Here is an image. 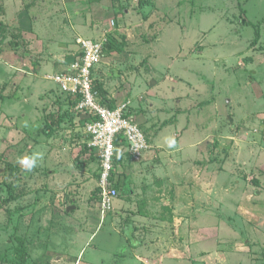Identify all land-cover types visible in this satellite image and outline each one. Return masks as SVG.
Masks as SVG:
<instances>
[{"label":"rangeland","instance_id":"1","mask_svg":"<svg viewBox=\"0 0 264 264\" xmlns=\"http://www.w3.org/2000/svg\"><path fill=\"white\" fill-rule=\"evenodd\" d=\"M141 1L0 0V264L18 247L30 254L21 264H264V0H146L147 20ZM80 38L121 45L94 77L153 144L146 164L118 162L126 184L107 213L100 157L50 78ZM52 113L62 120L49 137ZM37 154L31 170L20 163Z\"/></svg>","mask_w":264,"mask_h":264},{"label":"built area","instance_id":"2","mask_svg":"<svg viewBox=\"0 0 264 264\" xmlns=\"http://www.w3.org/2000/svg\"><path fill=\"white\" fill-rule=\"evenodd\" d=\"M105 42L78 39L79 54L82 56L67 70L50 77L63 94L79 98L75 112L81 119L88 120L84 125L88 147L98 151L101 160L98 181L103 213L112 209L113 201L117 197V191L111 181L114 161L117 158V137L121 136L126 140L127 153L134 161H141L149 149L148 140L135 117L131 115L128 104L110 109L96 99L94 71L104 57Z\"/></svg>","mask_w":264,"mask_h":264},{"label":"trees","instance_id":"3","mask_svg":"<svg viewBox=\"0 0 264 264\" xmlns=\"http://www.w3.org/2000/svg\"><path fill=\"white\" fill-rule=\"evenodd\" d=\"M94 1H96V2H98L99 0H94ZM92 2H93V0H92ZM140 10H141V12H142V14H143V17H144V19L145 20H147L148 18H149V16H150V13L152 12V9H153V5L151 4V3H148L146 0H143V1H141L140 2ZM121 12H124L123 10H121ZM3 28H6V26H4L3 25ZM6 30V29H5ZM255 31H256V38H255V40L256 41H254V43H256L257 41H258V39H259V37H260V31H261V28H257V27H255ZM113 41V40H112ZM20 45L17 43L16 44V47L18 48ZM79 46V45H78ZM110 46H111V48L109 49V47H108V44H106L105 45V52L106 51H111V50H115V51H117V52H119L120 51V48H121V45L120 44H118V43H115L114 41L113 42H111L110 43ZM80 47V46H79ZM17 48H15V49H17ZM264 49V47H261V50H263ZM121 51H122V49H121ZM79 52H80V49H79ZM79 52L78 53H76L75 55H74V57H72L70 60H69V62H68V64H67V67H66V69H64V71L65 70H67V68L74 62V61H76L78 58H80L81 56H82V54L80 53L79 54ZM95 78V77H94ZM94 85H95V90H96V92H97V97H96V99H97V101L100 103V104H102L103 106H105V107H107V108H110V109H116V108H118L119 107V102H112V104L113 105H111V104H109V101L108 100H106L105 98H104V90H103V85L102 84H100V83H98V80H96V78H95V81H94ZM65 95V94H64ZM67 96V99H68V101H69V107L72 109V113L74 114V115H77V113L75 112V106H76V104H77V100L79 99V98H76V97H73V96H69V95H66ZM131 115H132V113H131ZM78 116V115H77ZM46 119H47V121H46V125L44 126V128L42 129V132L44 133V134H46L47 136H49V137H51V136H53V134H54V132H55V128L56 127H59L60 126V124H61V117H60V115H58V117H57V115L56 114H54V113H52V114H50V115H48L47 117H46ZM136 119V118H135ZM85 121L87 122L88 120L87 119H84V122L83 123H85ZM138 125H139V127H140V129L142 130V125H141V123H139L138 122ZM142 132L144 133V131L142 130ZM144 135L146 136V138H147V140H148V144H149V149H148V151L144 154V157H143V159L141 160V161H135V163H138L139 165H143V164H146L148 161H146L147 159H145V157H146V155H149V154H147V153H149L150 152V150L152 149V147H153V144H151L152 142L151 141H149V139H148V137H147V135H146V133H144ZM116 145H117V158L115 159V161H114V170L112 171V176H111V181H112V184H113V186H114V188L116 189V191H117V197L114 199V201L113 202H115L119 197H120V195L122 196L123 195V186L126 184V182H119V180L117 179V172H116V167L118 166V162L121 160V159H123L124 158V156H128L131 160H133L132 158H131V155L130 154H128L127 153V148H128V144H127V142H126V140L123 138V137H121V136H119V137H117V140H116ZM87 148L89 149V152L91 151V154H95V155H98V157H100V155H99V152L98 151H96V150H92V149H90L89 147H88V145H87ZM160 158H157L155 161H154V164L155 163H159V160ZM146 161V162H145ZM145 162V163H144ZM101 165V164H100ZM22 167V165L20 164V163H18V160H17V162L15 161L14 163H12L11 164V166H10V171H11V175H12V182L9 184L10 186V189H11V197H13V198H15L16 197V195H15V191H16V188H17V186H18V184H19V182L22 180V178H19V175H18V173L20 172V171H22L23 170V168H21ZM100 171H101V168H100V170H99V173H98V175H96V178L99 180V178H100ZM127 190H129V192L126 194H124V196L125 197H128L129 198V200H132V198H133V195L135 194V189L134 188H132V187H129V189H127ZM97 192H99V193H97L98 195V197H96L95 196V199H97V201H98V198H99V202H100V200H101V195H100V192H101V188L100 187H98L97 188ZM130 202V201H129ZM132 202V201H131ZM100 208H101V206H100ZM168 209V208H167ZM169 210V209H168ZM169 212H170V210H169ZM66 213L67 214H72V213H74V211L73 212H71V213H68L67 211H66ZM172 213V212H171ZM172 217H173V214H172ZM18 240H19V242H20V244H21V246L24 244V240L22 239V238H18ZM29 259H30V254L26 251V250H23L22 248H17V258H15V260H13L12 261V263L13 264H21V263H26V262H28L29 261Z\"/></svg>","mask_w":264,"mask_h":264},{"label":"crops","instance_id":"4","mask_svg":"<svg viewBox=\"0 0 264 264\" xmlns=\"http://www.w3.org/2000/svg\"><path fill=\"white\" fill-rule=\"evenodd\" d=\"M59 73V72H58ZM155 157L157 158V155H155ZM85 184L86 183H88V181H86V182H84ZM83 183V184H84ZM82 184V185H83ZM69 186V185H68ZM67 186V187H68ZM56 193V192H55ZM57 194V193H56ZM140 200V199H139ZM146 199L144 198V199H141V203H142V205H145V204H147L146 203ZM129 204L131 203V204H133L134 202H128ZM136 203V202H135ZM138 203V202H137ZM78 204V203H77ZM76 204V206H78ZM64 209H65V211H67L68 213H71V212H75V210H79V206L76 208L75 207V204H73V203H71V204H66V205H64V207H63ZM76 208V209H75ZM115 208V207H114ZM162 208H164V207H162ZM75 209V210H74ZM116 209V208H115ZM165 211V213L167 214L168 213V209L167 208H164L163 209V211L158 215V216H156L155 218H160V219H162V220H166L167 219V217H166V215H163V212ZM95 213V212H94ZM158 213V212H157ZM73 214V213H72ZM90 214V213H89ZM97 214H98V211H97ZM140 216H146V214H145V209H141L140 211H139V213H138ZM116 215H118V214H116ZM97 218L95 219V217H90L89 216V219L90 220H87L86 219V221H87V223H84V231H81L83 234L84 233H86V231H90V233H91V229H92V225H93V222H96V220H98V222H99V225H98V229L97 230H99L100 228H101V221H102V215H101V213L99 214V216L97 215L96 216ZM122 218V217H121ZM85 221V220H84ZM88 222L89 223H91L90 225H88ZM97 223H95V225H96ZM80 230H82V229H80ZM76 234H77V231H76ZM83 234H81V235H83ZM93 236H95V234H92V237ZM92 237L90 238V241L92 240ZM132 238H130V240H131ZM131 243L134 245L133 247L134 248H137V243L135 242V241H131ZM87 246V245H86ZM139 247V246H138ZM86 248V247H85ZM85 248L83 249V251L85 250ZM149 249V247H147V250ZM140 250H142V248L140 249ZM144 251H145V249H143ZM134 252H136V250H134ZM59 262L61 263H63L64 262V259L63 258H61L60 260H59ZM68 262V261H67ZM77 262H78V264H81V263H79L80 262V260H77ZM137 264H143V262H137Z\"/></svg>","mask_w":264,"mask_h":264},{"label":"clouds","instance_id":"5","mask_svg":"<svg viewBox=\"0 0 264 264\" xmlns=\"http://www.w3.org/2000/svg\"><path fill=\"white\" fill-rule=\"evenodd\" d=\"M37 159H38V154L32 157H24L20 160V163L23 164L29 170H31L33 167L36 166Z\"/></svg>","mask_w":264,"mask_h":264}]
</instances>
